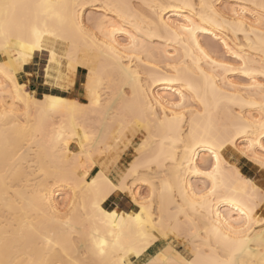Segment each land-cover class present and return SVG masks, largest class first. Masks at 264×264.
Returning a JSON list of instances; mask_svg holds the SVG:
<instances>
[{
	"label": "bare ground",
	"instance_id": "obj_1",
	"mask_svg": "<svg viewBox=\"0 0 264 264\" xmlns=\"http://www.w3.org/2000/svg\"><path fill=\"white\" fill-rule=\"evenodd\" d=\"M2 2L0 264H264V188L227 156L264 168V0ZM43 52L88 100L21 80Z\"/></svg>",
	"mask_w": 264,
	"mask_h": 264
},
{
	"label": "rangeland",
	"instance_id": "obj_2",
	"mask_svg": "<svg viewBox=\"0 0 264 264\" xmlns=\"http://www.w3.org/2000/svg\"><path fill=\"white\" fill-rule=\"evenodd\" d=\"M222 50V48H220V51ZM42 58H44L45 59V66H46V64H47V59H48V56H47V53L46 52H43V54H42ZM62 68H63V74L60 76V77H55V76H49V77H46V71H45V67H44V72H43V75H44V78H45V82L47 83V84H49V85H53V86H57V87H60V88H62V89H64V90H69L72 86H73V84H74V74H73V72H70L69 71V69H68V67L65 65V63H63V65H62ZM86 70V69H85ZM86 73H87V70H86ZM52 74H54V75H57V72L56 71H52ZM29 78H31V76H29ZM21 80L22 81H25L26 79H22L21 78ZM41 79L39 78L37 81H40ZM48 80V81H47ZM37 81L35 80V82H32L31 80H30V82H29V88H31V89H34L35 90V88H36V83H37ZM83 88H84V86H83V84H81L80 85V87H79V92H80V99L81 100H83V101H86V100H88L87 98V96L82 92L83 91ZM36 91V90H35ZM53 92H58V93H60L61 91H59V90H55V89H53ZM36 95H38V96H41V94L40 93H38V92H36ZM90 125H92V127L95 129V127H98L99 125L97 124V123H95V122H92V123H90ZM89 125V128L91 127ZM91 127V128H92ZM140 140H141V136H139V137H135L134 139H133V142L129 145V147H126V148H124V145H122V149H121V153H122V157H121V161H120V167L122 168V169H125V167L126 166H128V163L133 159V156H134V147L136 146V145H138V143L140 142ZM126 150V151H125ZM127 152V153H126ZM126 153V154H125ZM227 156H228V158H230V160L232 161V162H235V163H237L238 165H243V164H246V165H248V166H251V167H253V169L254 170H257V173H256V176H255V180L264 188V168H262V167H260V166H258L257 164H255V163H253V162H251L250 160H248L246 157H244L243 155H241L238 151H228L227 152ZM0 172H2V174H5V172H6V176L7 177H11V176H8L9 175V172L7 171L8 169H5L6 167L5 166H2V165H0ZM4 170V171H3ZM4 172V173H3ZM1 174V173H0ZM2 176V175H1ZM3 177V176H2ZM7 177H4V181L1 179V177H0V188H5V186H6V184H7V186L8 185H10V187L12 186L11 184H15V183H18V180H15V181H17V182H15L14 180H12V179H9V178H7ZM8 180L11 182V184L8 182ZM12 180V181H11ZM3 183H2V182ZM5 182V183H4ZM1 184H4V185H1ZM14 184H13V186H12V188L11 189H14V188H17V187H14ZM6 186V187H7ZM17 186V185H16ZM9 187V186H8ZM19 188V187H18ZM17 188V189H18ZM142 192L143 193H147V191H148V189H147V185H142ZM1 191V190H0ZM2 193V191L0 192V194ZM122 195H124L127 199H129V201H131L130 200V198L126 195V194H122ZM132 202V201H131ZM22 203H20V205H21ZM2 207V206H1ZM137 207L134 205V203L132 202V209H136ZM4 211H5V209H3ZM263 210H264V206H263ZM9 211V209L6 211V212H8ZM12 211V210H11ZM7 214V213H6ZM173 235H175L176 233H172ZM173 235H171V234H169V238H168V240L179 250V251H181L186 257H191V253H190V250L188 249V245H186V244H184L185 243V241H184V239H186V238H184L183 236H185V235H182L181 234V236H180V234H179V238L177 237V234H176V237L177 238H175ZM183 238V239H182ZM180 239H182V240H180ZM180 240V241H179ZM161 242H162V240H161ZM161 242H160V244H161ZM182 242V243H181ZM162 245V244H161ZM160 245V246H161Z\"/></svg>",
	"mask_w": 264,
	"mask_h": 264
},
{
	"label": "crops",
	"instance_id": "obj_3",
	"mask_svg": "<svg viewBox=\"0 0 264 264\" xmlns=\"http://www.w3.org/2000/svg\"><path fill=\"white\" fill-rule=\"evenodd\" d=\"M42 54L43 53H36L34 55L33 60L24 66V69H23L22 73L20 74V77L22 79L27 80V79H29L27 77L28 74H31L30 80L32 82H35V80L37 81L40 78L41 80L37 81V83H36L35 90H36V92L40 93L41 95L45 92H53V89H55V90L61 91L60 94H63V95L66 94V95L72 96V97H80L81 94L79 92V87L81 84H83L82 82H84V80L86 78V70L82 67H79L77 69L76 73L74 74V84L69 90H64L60 87L49 85L45 82V78L43 75L44 67H45V59L42 58ZM24 72L26 74H24ZM54 93H58V92H54ZM239 167L242 169V171L245 174L255 178L257 170H254L253 167L248 166L246 164L239 165ZM105 204H106L105 206L109 209L117 208V207H118V209L122 208L125 210L132 209V202L129 201V199H127L121 193L114 194V195L110 196Z\"/></svg>",
	"mask_w": 264,
	"mask_h": 264
},
{
	"label": "snow or ice",
	"instance_id": "obj_4",
	"mask_svg": "<svg viewBox=\"0 0 264 264\" xmlns=\"http://www.w3.org/2000/svg\"><path fill=\"white\" fill-rule=\"evenodd\" d=\"M18 7L20 6L13 3H4L2 2V0H0V16L7 19L14 14L15 9H17Z\"/></svg>",
	"mask_w": 264,
	"mask_h": 264
}]
</instances>
